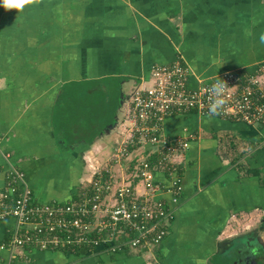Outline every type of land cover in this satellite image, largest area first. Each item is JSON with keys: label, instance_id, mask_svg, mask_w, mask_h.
<instances>
[{"label": "crops", "instance_id": "crops-1", "mask_svg": "<svg viewBox=\"0 0 264 264\" xmlns=\"http://www.w3.org/2000/svg\"><path fill=\"white\" fill-rule=\"evenodd\" d=\"M262 38L264 0H28L22 9L0 7V186L15 168L34 202L78 201L95 172H122L111 160L133 92L148 87L153 67L180 62L194 88L229 72L244 77L264 63ZM109 79L117 85L114 118L105 110L104 120L90 123L91 144L66 146L54 120L63 110L61 87L83 81L107 92ZM162 135L186 138L188 149L177 160V201L157 196L174 212L158 246L91 254L0 250V264H264V127L190 114L166 118ZM166 179L154 178L160 186ZM13 225L0 223V242Z\"/></svg>", "mask_w": 264, "mask_h": 264}, {"label": "built area", "instance_id": "built-area-1", "mask_svg": "<svg viewBox=\"0 0 264 264\" xmlns=\"http://www.w3.org/2000/svg\"><path fill=\"white\" fill-rule=\"evenodd\" d=\"M190 76L189 68L176 61L151 69L148 87L140 85L133 92L111 160L123 165L122 172L108 178L104 171L95 172L78 201L36 203L24 173L12 168L0 186V223L12 219L14 226L0 250L13 254L17 249H85L91 254L100 247L121 253L158 246L174 213L159 197L167 195L177 201L182 192L177 160L188 149L186 138L162 135L163 121L195 114L264 127V63L244 77L229 72L199 81L195 88L190 86ZM217 80L225 84V102L213 115L209 110ZM159 173L167 176L164 187L154 180ZM135 181L142 184V191L134 186Z\"/></svg>", "mask_w": 264, "mask_h": 264}, {"label": "trees", "instance_id": "trees-1", "mask_svg": "<svg viewBox=\"0 0 264 264\" xmlns=\"http://www.w3.org/2000/svg\"><path fill=\"white\" fill-rule=\"evenodd\" d=\"M96 88L95 85L91 86V84L89 85V83L83 81L61 87L57 100L63 106V110H60L59 115L55 116L54 120L64 131L62 140L66 146L73 147L75 144L81 142L89 145L93 142L95 132L90 133L89 127L97 121L95 115H99L100 119L104 120L106 110L105 101H101L102 99L100 97H103V94L107 93ZM87 90L89 91L86 93L85 91ZM93 103L95 108H93ZM99 107L104 110L103 114L96 113L95 109ZM55 112H57V109ZM91 118L94 122L91 121ZM56 124L54 126H57ZM103 175L105 178H108V171L103 172ZM84 250L81 251L83 252Z\"/></svg>", "mask_w": 264, "mask_h": 264}, {"label": "clouds", "instance_id": "clouds-1", "mask_svg": "<svg viewBox=\"0 0 264 264\" xmlns=\"http://www.w3.org/2000/svg\"><path fill=\"white\" fill-rule=\"evenodd\" d=\"M28 0H0V7L5 10L22 9ZM264 39V38H262ZM214 100L210 106V114H217L224 104L225 84L217 80L212 88Z\"/></svg>", "mask_w": 264, "mask_h": 264}, {"label": "rangeland", "instance_id": "rangeland-1", "mask_svg": "<svg viewBox=\"0 0 264 264\" xmlns=\"http://www.w3.org/2000/svg\"><path fill=\"white\" fill-rule=\"evenodd\" d=\"M103 83L107 87V89H106L107 93L103 94V97H100V98L102 99L101 101H106V104H105L106 107L105 108H106V113H108V117L114 118L113 116L117 113L116 106H117V102H118V98H117L118 95H117V92H115V90L117 89L116 80L109 79V80H105ZM113 85H115L116 88L112 92V91H110L109 86H113ZM91 86H94V84H91ZM95 111H96V113L97 112H99L101 114L104 113V110H102L101 107H99L98 109H95ZM99 117H100L99 115H95V118H99ZM111 118H110V121H112ZM113 121H115V120H113ZM99 126L102 127L101 124ZM126 174H128V173H126ZM44 203H46V202H44ZM13 222H14V220H13ZM0 243H2V242H0Z\"/></svg>", "mask_w": 264, "mask_h": 264}, {"label": "water", "instance_id": "water-1", "mask_svg": "<svg viewBox=\"0 0 264 264\" xmlns=\"http://www.w3.org/2000/svg\"><path fill=\"white\" fill-rule=\"evenodd\" d=\"M248 258H243L239 264H257L254 260L253 263L248 262ZM248 262V263H247Z\"/></svg>", "mask_w": 264, "mask_h": 264}]
</instances>
